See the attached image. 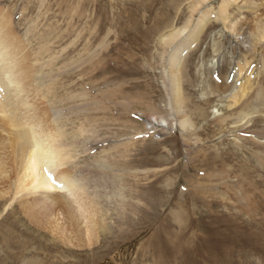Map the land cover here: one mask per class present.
<instances>
[{"label":"rangeland","instance_id":"rangeland-1","mask_svg":"<svg viewBox=\"0 0 264 264\" xmlns=\"http://www.w3.org/2000/svg\"><path fill=\"white\" fill-rule=\"evenodd\" d=\"M263 33L264 0H0L11 96L71 151L51 172L91 242L30 224L5 181L0 264H264Z\"/></svg>","mask_w":264,"mask_h":264},{"label":"bare ground","instance_id":"bare-ground-1","mask_svg":"<svg viewBox=\"0 0 264 264\" xmlns=\"http://www.w3.org/2000/svg\"><path fill=\"white\" fill-rule=\"evenodd\" d=\"M222 4H224V2ZM201 20L202 19L199 21L200 26ZM196 28L198 29L199 27ZM192 33L194 34H191L186 42L179 43L180 45L178 44L179 46L175 47V52L179 50L184 52L193 47V45L189 43L196 34L195 30ZM175 34L171 37L168 35L169 37L166 38L165 41H169L168 43H170V41L174 40V37L176 38ZM177 35H179V32ZM13 52L17 51L9 49L6 45L5 38L0 34V116L3 117L0 119V185L2 184V186H4L3 184L5 181H9V186H14L15 197L17 195L21 196L18 197L19 210L23 213L24 217L25 214H29L35 218L29 221L30 224H34L37 227H43V223L50 221L52 218L54 222L58 224L62 223L65 226L66 231L69 232V238L64 236V239L67 242H71V245H74V242L77 244L74 246L79 247L78 245L80 244L76 242L81 241L82 234L87 240L85 246L90 245L91 242H89V234L87 233L90 232V229L86 226V218L83 213L86 211L83 207L82 199L79 200L73 197L76 195L74 194V189L76 188L75 181L67 180L60 175L54 176V173L51 172L57 167H62L66 162L70 161L72 158L71 151L61 150V141H55V139L48 138L46 135L42 136L38 134L37 129L40 126L35 123L34 125L32 124V120H34L35 117L27 115L23 110V106L29 104L22 99H15L11 96V85L14 84L13 76L15 77L20 74L19 70L13 69ZM176 57V54H174L173 57L171 56L170 63L173 64L174 62V65L172 66H174L175 69H178L181 66L179 67V61L175 64ZM180 57L182 58V55H180ZM178 73H180V70L175 71L174 69H171V75L168 73V84L172 95V82L175 85H178L179 83L177 76ZM172 76L174 77V80ZM234 95H236L234 101H236L237 97L240 98L244 96L242 92H235ZM172 99H174L175 104ZM172 99L170 100L171 102L173 101V114L176 121H178V126L184 131L189 128L187 126L189 120L188 118H183L182 120L178 118L177 112L175 111L177 98L173 96ZM29 107L31 108V106ZM10 108L12 109L10 110ZM5 111H8V113L5 114ZM15 111L19 113L24 112V114L15 116ZM60 181H64L65 185L71 188L73 193L64 195L63 197H53V194L50 192H53L55 189L54 183H59ZM28 189H30V191L26 195H23ZM73 211L74 214L75 212L76 214L71 216ZM72 217H75V219L73 220ZM79 220L80 222H83L84 220V228L82 232L79 230L81 226Z\"/></svg>","mask_w":264,"mask_h":264}]
</instances>
